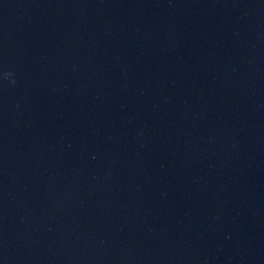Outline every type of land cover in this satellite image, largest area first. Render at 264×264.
<instances>
[{"label":"water","instance_id":"1","mask_svg":"<svg viewBox=\"0 0 264 264\" xmlns=\"http://www.w3.org/2000/svg\"><path fill=\"white\" fill-rule=\"evenodd\" d=\"M0 264H264V0H0Z\"/></svg>","mask_w":264,"mask_h":264},{"label":"clouds","instance_id":"2","mask_svg":"<svg viewBox=\"0 0 264 264\" xmlns=\"http://www.w3.org/2000/svg\"><path fill=\"white\" fill-rule=\"evenodd\" d=\"M9 74V73H8ZM10 75V74H9ZM15 81H12V83H14Z\"/></svg>","mask_w":264,"mask_h":264}]
</instances>
